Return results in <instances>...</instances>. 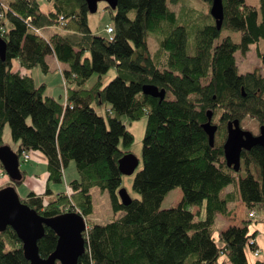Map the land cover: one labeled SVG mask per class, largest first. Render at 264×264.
I'll use <instances>...</instances> for the list:
<instances>
[{"label": "trees", "instance_id": "trees-1", "mask_svg": "<svg viewBox=\"0 0 264 264\" xmlns=\"http://www.w3.org/2000/svg\"><path fill=\"white\" fill-rule=\"evenodd\" d=\"M40 1L0 0V37L6 43L5 58H0V146L8 124L19 142V159L30 151L43 154L47 181H62L71 162L77 177L50 200L47 188L30 191L20 201L45 218L67 211L84 217L85 249L78 264H264L248 261V252L258 248L247 221L228 226L217 240L211 231L215 215L230 216L237 201L250 219L253 208L264 210V147L242 150L238 171L226 164L223 152L228 121L237 119L242 126L251 118L264 125V0H222L219 30L209 14L211 0H199L207 11L194 19L192 53L186 27L167 6L178 0H118L116 9L106 5L112 33L105 35L91 33L85 0H50L48 12ZM45 28L52 32L45 35ZM151 33L159 45L154 55L147 44ZM252 45L260 66L239 73L235 53L246 55ZM49 55L65 65L58 66L63 101L45 95V84L36 85L25 72L39 67L47 73ZM111 66L116 75L103 84ZM93 74L97 81L86 88ZM146 84L165 90L164 99L143 94ZM93 102L110 105L108 126ZM208 110L216 125L212 145L202 128ZM121 115L147 117L142 167L132 184L141 199L130 197L127 204L117 194L123 175L118 162L132 153L134 138ZM22 179V174L19 180L9 178L6 186L16 188ZM92 187L108 192L112 210L123 212L119 219L90 222ZM175 188L182 192L179 203L159 209ZM203 202L206 216L195 220L192 208ZM56 242V233L44 226L39 255L46 258ZM0 264H30L9 226L0 232Z\"/></svg>", "mask_w": 264, "mask_h": 264}, {"label": "rangeland", "instance_id": "rangeland-1", "mask_svg": "<svg viewBox=\"0 0 264 264\" xmlns=\"http://www.w3.org/2000/svg\"><path fill=\"white\" fill-rule=\"evenodd\" d=\"M41 9L44 12H48L53 9L52 1L41 0ZM106 3L99 1L97 4V10L95 12H88L87 21L91 33L96 35H105L104 27L106 25H111L112 18L110 11L105 7ZM167 6L170 10H173L177 16V22L180 25L186 27L187 30V40H188V52L192 53L191 44L194 38L195 27L194 19L198 13L204 8L203 3L199 0H178L176 3H170L167 1ZM207 11V10H206ZM115 13V12H114ZM133 14H131L132 16ZM182 15H184L182 17ZM52 32L51 29L45 28L43 33L49 35ZM225 33V31H222ZM154 34H150L147 37L148 49L151 55H154L156 50L159 48L158 43L154 39ZM262 44V43H261ZM260 44V45H261ZM261 48L263 45L260 46ZM47 62L49 65V71L43 73L39 67H34L29 70H25L26 73L32 76L36 85L40 83L45 84V95H52L56 98L61 96V101H63L64 96V83L62 81L61 74L58 70L59 67H64V64H59L56 62L55 58L51 55L47 56ZM235 61L239 73H245L251 71L254 68L260 66L258 58L255 53V45H252L248 50L246 55H242L239 52L235 53ZM18 68V65H14V69ZM264 71V70H263ZM116 75V67L111 66L106 74L102 75V83L106 84ZM97 75L93 74L86 82L85 87H91L97 81ZM167 98L172 99L173 95L171 92L167 93ZM96 112L100 116L104 117L107 124L106 112H113L110 110V105L108 103L98 104L96 102L92 103ZM120 119L124 126L133 134L134 141L130 146L131 152L137 157L139 163L134 172L131 175H121V184L117 190V194L120 190L124 189L131 198L141 199V195L133 189V181L136 176L137 171L142 167V138L145 132L147 117L143 116L139 120H131L126 115H121ZM30 121V119H29ZM108 126V124H107ZM242 128H248L252 133L258 134L259 125L258 121L251 118H246L242 122ZM245 129V128H244ZM247 130V129H246ZM257 132V133H256ZM3 145L8 146L13 151L18 148V141H14L11 136L10 127L8 124L4 125L3 128ZM119 147L122 149V141L119 140ZM34 153H40L39 151H30L28 153L29 159L27 161L23 160V157L19 159V170L22 174V183L18 185L15 189L19 197L24 198L30 191L36 193H44L48 188L52 190L50 194L45 195L46 200H50L58 192L64 191L66 188V183L77 177L75 164L71 162L67 168L64 170L63 180L60 182L47 181V171H46V160L42 161L40 159H35L33 157ZM41 154V153H40ZM0 171L3 172L2 165L0 164ZM4 175L0 178V186H6L9 182V177L3 172ZM230 187L226 188L229 189ZM89 193L93 202V211L88 216V219L92 223L105 224L109 221L119 219L123 212H114L111 208L110 199L108 192L102 190L99 187H92ZM182 196V192L179 188L170 190L160 203L159 209H168L170 207L176 206ZM232 206V205H231ZM235 209L230 216L217 213L214 217V222L212 225V235L217 240L221 231L226 229L230 225L241 226L243 221H247V227L249 233L256 232V239L264 246V210L261 207L253 208V215L251 219L248 217V209L241 201H237L234 205ZM195 214V220H202L206 216L205 202L202 205L192 208ZM87 229V224H86ZM260 256L256 257L252 255L251 251L248 252V257L251 263L256 260L262 261L264 263V248Z\"/></svg>", "mask_w": 264, "mask_h": 264}, {"label": "water", "instance_id": "water-1", "mask_svg": "<svg viewBox=\"0 0 264 264\" xmlns=\"http://www.w3.org/2000/svg\"><path fill=\"white\" fill-rule=\"evenodd\" d=\"M103 1L111 9L117 8L118 0H85L88 12H95L97 4ZM209 14L214 19L219 30L223 21L222 0H211ZM6 43L0 37V58H5ZM142 93L154 98L164 99L165 90L154 85L146 84L142 87ZM207 121L202 124L204 132L208 136L209 145L213 144L216 125L211 123V110L207 111ZM264 147V125L259 127L258 134L240 126L239 120L227 122V134L223 144V152L226 164L238 171L242 150H249L254 145ZM138 159L133 153L123 155L119 162V169L123 175H131L138 166ZM0 164L7 176L12 180H19V156L8 146H0ZM120 202L127 204L130 196L122 189L118 193ZM11 227L22 243L25 257L30 264H78V258L85 249L83 232L86 230V222L82 215L67 211L59 215L45 218L36 210L22 203L15 187L6 186L0 189V232ZM44 226L52 229L57 235L54 250L43 258L39 255L38 240L44 234Z\"/></svg>", "mask_w": 264, "mask_h": 264}, {"label": "built area", "instance_id": "built-area-1", "mask_svg": "<svg viewBox=\"0 0 264 264\" xmlns=\"http://www.w3.org/2000/svg\"><path fill=\"white\" fill-rule=\"evenodd\" d=\"M27 20H29V18H28ZM104 31H105L107 34H111V33H112V26H111V25H106L105 28H104ZM66 104H67L66 101H64V103H63V107H65ZM21 157H23V160H25V161H27V160L29 159L28 153H23ZM3 175H4V173L0 171V178H1ZM250 216H253V214L250 213ZM253 243H254L253 239H250V240H249V244H253ZM253 254H254V256H257V255H258V250H255Z\"/></svg>", "mask_w": 264, "mask_h": 264}, {"label": "crops", "instance_id": "crops-1", "mask_svg": "<svg viewBox=\"0 0 264 264\" xmlns=\"http://www.w3.org/2000/svg\"><path fill=\"white\" fill-rule=\"evenodd\" d=\"M52 56V55H51ZM15 152H16V150H14ZM41 153V152H40ZM34 153L33 154V157L35 158V159H40V160H42V161H45V158H44V156H43V154L41 153ZM30 156V155H29ZM46 162V161H45ZM67 185H66V188H65V190L64 191H67L68 190V183H66ZM51 192H52V190H50ZM255 242H256V246H257V248H258V250H259V255L258 256H260L261 255V253L263 252V249L262 248H264V246L256 239V237H255ZM252 253V252H251ZM248 255V254H247ZM253 255V254H252ZM258 256H256V257H258ZM248 261L250 262V260H249V257H248ZM251 263V262H250Z\"/></svg>", "mask_w": 264, "mask_h": 264}]
</instances>
